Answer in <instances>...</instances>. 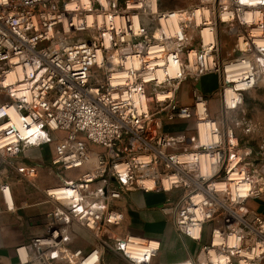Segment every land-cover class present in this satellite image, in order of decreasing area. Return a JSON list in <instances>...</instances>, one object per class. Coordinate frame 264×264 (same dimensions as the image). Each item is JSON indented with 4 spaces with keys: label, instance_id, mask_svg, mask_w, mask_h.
I'll return each instance as SVG.
<instances>
[{
    "label": "built area",
    "instance_id": "built-area-1",
    "mask_svg": "<svg viewBox=\"0 0 264 264\" xmlns=\"http://www.w3.org/2000/svg\"><path fill=\"white\" fill-rule=\"evenodd\" d=\"M179 1L0 0V193L7 204V173L38 177L18 158L52 140V168L85 170L62 186L71 196L45 193L57 208L16 264H99L105 251L150 264L158 243L113 231L123 215L111 204L134 189L177 194L164 211L180 236L201 243L207 231L181 264H264V217L249 206L264 198V150L241 143L254 128L233 115L264 89V0ZM211 75V101L193 87L192 104L178 103L183 83ZM226 87L239 97L232 106ZM74 225L94 250L69 248Z\"/></svg>",
    "mask_w": 264,
    "mask_h": 264
},
{
    "label": "crops",
    "instance_id": "crops-1",
    "mask_svg": "<svg viewBox=\"0 0 264 264\" xmlns=\"http://www.w3.org/2000/svg\"><path fill=\"white\" fill-rule=\"evenodd\" d=\"M209 78H213L214 87L208 91V94H205L201 89V81ZM184 84L189 87V99L180 102L184 106L192 104L191 90L193 87H197L209 100L214 97L218 89V79L213 75L202 77L196 86L190 82L183 83L182 86ZM166 131L169 132L171 129ZM53 152L54 144L30 148L18 158L24 164H33L41 168L37 178L27 181L11 173L3 177V181L9 187L10 198L8 200L6 198V204L0 193V264H16L15 250L26 245L34 237L45 235L47 220L58 205L45 193L72 182L85 171L84 169L78 170L75 174L70 173L65 177L62 171L50 166ZM95 186V184L92 185L93 188ZM176 196L174 192L163 193L155 190L144 192L134 189L124 192L119 200L111 204L114 210L123 215L121 224L113 229L116 236H131L159 244L158 253L152 258L150 264L184 263L194 258L200 246L209 241L206 230L201 243L182 237L175 231L170 222V216L166 214L164 208L167 200H174ZM70 239L69 248L72 251L80 250L86 254L97 247L93 235L77 225L72 227ZM99 264L127 263L119 255L105 251L100 253Z\"/></svg>",
    "mask_w": 264,
    "mask_h": 264
},
{
    "label": "rangeland",
    "instance_id": "rangeland-1",
    "mask_svg": "<svg viewBox=\"0 0 264 264\" xmlns=\"http://www.w3.org/2000/svg\"><path fill=\"white\" fill-rule=\"evenodd\" d=\"M196 0H183L182 2L179 1V4L186 5V4H192L195 3ZM175 2H169L165 3L166 8H175ZM209 35V34H208ZM209 37L205 36V40H208ZM224 43L227 44L226 49L230 47L232 44V41L224 40ZM201 89L202 92L205 94H208V91L214 87V80L213 78L209 79H203L201 81ZM239 98V97H238ZM189 99V87L187 84H184L178 94L177 100L178 103L181 104L184 100ZM181 102V103H180ZM13 118H15L14 114ZM234 117L241 121L242 119L247 120L253 129V132L249 134L248 136L239 135V139L241 140L242 144H246L250 146L254 151H258L260 148H263L264 150V89L256 91V92H249L243 95V101L242 104L239 106V108L234 111L233 113ZM184 125L182 123H177L175 125H172L170 127H166V130H170L169 132H176L178 129L181 128V126ZM62 135L61 133H58V136ZM81 140H83L86 144L88 149L92 153H98L101 151L100 148L90 145L83 136L79 137ZM53 140L49 145H53ZM89 166V165H88ZM76 171H69V172H63L62 175L65 174V177L68 176L70 173L75 174ZM148 186V185H147ZM150 186V185H149ZM148 186V187H149ZM63 188V187H60ZM253 210L258 212L260 215L264 217V198L250 203L249 205Z\"/></svg>",
    "mask_w": 264,
    "mask_h": 264
},
{
    "label": "bare ground",
    "instance_id": "bare-ground-1",
    "mask_svg": "<svg viewBox=\"0 0 264 264\" xmlns=\"http://www.w3.org/2000/svg\"><path fill=\"white\" fill-rule=\"evenodd\" d=\"M168 24H169L170 27H174L175 26L174 20H172V19L170 21H168ZM208 34L209 33H206L205 36L209 37ZM209 39H210V37H209ZM205 41H207V40H205ZM232 67L233 66H229L228 69H231ZM236 87H238L237 88L238 90H242L243 89L242 88V84H240V83H237ZM157 97L161 98L162 95L161 94H157ZM223 98L225 99V101L227 102V104L229 106H232L235 102H237L239 100L237 93L231 87H226L225 88L224 94H223ZM201 131H202V136L204 137V132H203V130H201ZM149 185L150 184H148V186ZM52 193L55 194V196H57L58 198H63L64 196H71L72 195V192L70 190L66 189V188H56V189H54L52 191ZM6 197H7V200L10 198V193L9 192H6ZM151 245L152 246H156V244H154V243H152Z\"/></svg>",
    "mask_w": 264,
    "mask_h": 264
}]
</instances>
